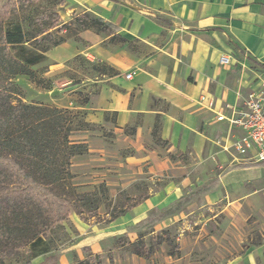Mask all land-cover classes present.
<instances>
[{"label": "rangeland", "instance_id": "rangeland-1", "mask_svg": "<svg viewBox=\"0 0 264 264\" xmlns=\"http://www.w3.org/2000/svg\"><path fill=\"white\" fill-rule=\"evenodd\" d=\"M99 10L92 0H0V22L20 24L27 37L50 35L29 41V46L49 49L45 60L32 66L36 78L13 76L20 90L17 97L59 108L61 141L67 136L83 143L70 157L66 168L71 174L59 188L74 210L51 229L52 250L33 257L28 248H15L1 252V264H73L86 258L87 248L100 255L102 264H264V257L254 258L255 249L264 244V207L254 212L244 202L241 211H229L225 199L204 201L203 194L217 192L223 173L237 166L229 161L216 165L208 150L201 155L191 154V147L170 151L171 143L163 137V113L152 118L149 131L140 133L142 113L105 112L112 98L102 96L103 80L111 71L98 57L73 51L130 48V43L107 31L83 28L79 16L100 18ZM83 31L91 33L84 36ZM62 37L65 42L52 44ZM239 66L253 75L247 78L264 85V75L250 71L254 66ZM129 71L116 74L120 85L133 82L127 78ZM150 107L170 111L162 100L153 99ZM202 128L218 142L213 150L217 154L228 141V128ZM255 171L241 168L234 174L242 180ZM156 193L161 200L146 204ZM120 210L125 214L112 221V212ZM137 241L146 248L143 255L134 252L132 243Z\"/></svg>", "mask_w": 264, "mask_h": 264}, {"label": "crops", "instance_id": "crops-1", "mask_svg": "<svg viewBox=\"0 0 264 264\" xmlns=\"http://www.w3.org/2000/svg\"><path fill=\"white\" fill-rule=\"evenodd\" d=\"M92 1L97 2L100 9L96 14L114 28L108 31L111 37L129 42L130 48L80 50L73 51L74 54L83 52L88 57L96 56L117 71L116 74L123 70L134 73L130 78L133 82L127 86L119 84L116 74L103 80L102 96L112 98L105 112L142 113L140 133L149 131L156 114H165L163 137L170 141V151L183 152L191 147V154L201 155L208 150L210 156L215 157L216 165L229 161L237 166L220 177L218 194L216 191L203 194L205 203L225 199L226 210L241 211L245 202L254 212H261L264 161L233 150L229 153L221 149L214 154L218 142L206 133L203 124L227 127V133L230 127L227 122L217 121L213 111L204 109L199 98L203 92L212 93L217 98V108L227 104L238 107L241 102L238 91L247 95L262 86L253 78H247L253 75L239 65L249 68L252 65L255 68L250 71L254 76L264 75V0ZM90 33L83 31L81 35ZM238 53L242 55L241 60L236 58ZM223 55L233 58L230 65L220 64ZM153 99L168 102L170 111L150 107ZM240 133V129L232 130V134ZM241 168L256 171L238 180L234 172ZM191 187L196 188V183ZM160 195L156 193L145 203L155 205L161 200ZM254 252L255 260H262L264 244Z\"/></svg>", "mask_w": 264, "mask_h": 264}, {"label": "trees", "instance_id": "trees-1", "mask_svg": "<svg viewBox=\"0 0 264 264\" xmlns=\"http://www.w3.org/2000/svg\"><path fill=\"white\" fill-rule=\"evenodd\" d=\"M79 22L86 29L114 30L109 22L87 13L79 16ZM37 36L27 37L20 24L0 22V254L15 248H28L33 257L50 252L51 229L74 210L59 188L71 174L66 168L70 157L83 143L67 136L61 141L59 108L23 102L13 81L16 75L36 78L32 66L45 60L49 47L39 49L28 43L44 41L50 35ZM65 38L53 39L52 44L65 42ZM105 67L111 75L117 73L111 66ZM123 214L124 210L114 211L111 220ZM132 245L136 254L146 251L140 241ZM85 253V259L73 264H102L99 254L88 248ZM3 261L0 257V264Z\"/></svg>", "mask_w": 264, "mask_h": 264}, {"label": "built area", "instance_id": "built-area-1", "mask_svg": "<svg viewBox=\"0 0 264 264\" xmlns=\"http://www.w3.org/2000/svg\"><path fill=\"white\" fill-rule=\"evenodd\" d=\"M231 56L223 55L220 64L230 65ZM133 72L127 78L133 77ZM241 102L238 107L227 104L217 108V98L212 93H201L199 104L215 113L216 120L227 122L230 127L228 141L222 144L223 150H233L237 154L249 155L253 160L264 161V85L247 95L237 92ZM229 110V112H228ZM240 129L239 135L232 130Z\"/></svg>", "mask_w": 264, "mask_h": 264}]
</instances>
